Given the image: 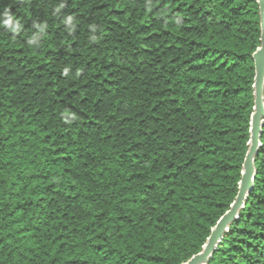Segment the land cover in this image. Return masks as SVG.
I'll list each match as a JSON object with an SVG mask.
<instances>
[{
	"label": "trees",
	"instance_id": "trees-1",
	"mask_svg": "<svg viewBox=\"0 0 264 264\" xmlns=\"http://www.w3.org/2000/svg\"><path fill=\"white\" fill-rule=\"evenodd\" d=\"M259 25L257 0H0V264L200 253L238 191ZM259 142L207 264H264V117Z\"/></svg>",
	"mask_w": 264,
	"mask_h": 264
},
{
	"label": "water",
	"instance_id": "water-1",
	"mask_svg": "<svg viewBox=\"0 0 264 264\" xmlns=\"http://www.w3.org/2000/svg\"><path fill=\"white\" fill-rule=\"evenodd\" d=\"M260 17V47L253 53L254 67V107L250 118V138L248 142V151L242 165L238 191L230 209L226 211L211 229L210 235L204 244L202 251L192 256L185 264H207L211 254L221 242L230 224L238 218L246 197L253 187L255 176L254 156L260 145L259 139L263 125L264 103V0H257Z\"/></svg>",
	"mask_w": 264,
	"mask_h": 264
},
{
	"label": "clouds",
	"instance_id": "clouds-1",
	"mask_svg": "<svg viewBox=\"0 0 264 264\" xmlns=\"http://www.w3.org/2000/svg\"><path fill=\"white\" fill-rule=\"evenodd\" d=\"M5 15L7 16V19H5L4 24L7 26V25H9L11 23V15L8 14V13H6ZM66 71L67 70H65V72Z\"/></svg>",
	"mask_w": 264,
	"mask_h": 264
}]
</instances>
